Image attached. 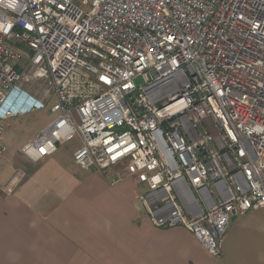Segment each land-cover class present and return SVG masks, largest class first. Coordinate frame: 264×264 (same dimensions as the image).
Here are the masks:
<instances>
[{"label":"built area","instance_id":"1","mask_svg":"<svg viewBox=\"0 0 264 264\" xmlns=\"http://www.w3.org/2000/svg\"><path fill=\"white\" fill-rule=\"evenodd\" d=\"M36 83L53 119L29 162L78 141L77 167L131 177L155 228L214 257L264 210V0H0V157L4 121L48 102Z\"/></svg>","mask_w":264,"mask_h":264},{"label":"crops","instance_id":"2","mask_svg":"<svg viewBox=\"0 0 264 264\" xmlns=\"http://www.w3.org/2000/svg\"><path fill=\"white\" fill-rule=\"evenodd\" d=\"M35 136H2L0 264H264V210L233 218L214 257L183 228H155L131 177L77 167L78 141L29 162L19 150ZM17 173V184L3 192Z\"/></svg>","mask_w":264,"mask_h":264},{"label":"rangeland","instance_id":"3","mask_svg":"<svg viewBox=\"0 0 264 264\" xmlns=\"http://www.w3.org/2000/svg\"><path fill=\"white\" fill-rule=\"evenodd\" d=\"M139 83V81H136V84ZM21 88L29 93L33 99L41 101L45 99L48 102L44 107H37L33 111L17 114L14 118L4 121L3 134L12 142L33 137L53 119V115L49 111L52 101L49 90L44 83L24 84Z\"/></svg>","mask_w":264,"mask_h":264}]
</instances>
